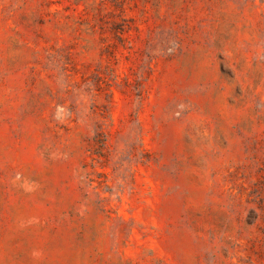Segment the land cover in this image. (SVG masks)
<instances>
[{
    "label": "rangeland",
    "instance_id": "374dc122",
    "mask_svg": "<svg viewBox=\"0 0 264 264\" xmlns=\"http://www.w3.org/2000/svg\"><path fill=\"white\" fill-rule=\"evenodd\" d=\"M0 264H264V0H0Z\"/></svg>",
    "mask_w": 264,
    "mask_h": 264
}]
</instances>
